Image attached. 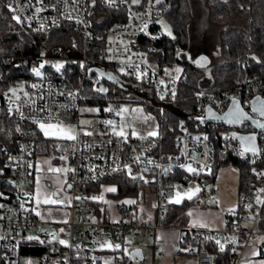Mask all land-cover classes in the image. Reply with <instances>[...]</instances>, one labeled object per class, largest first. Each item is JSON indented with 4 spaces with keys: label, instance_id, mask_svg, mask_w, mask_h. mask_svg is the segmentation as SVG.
Masks as SVG:
<instances>
[{
    "label": "built area",
    "instance_id": "2783aa9c",
    "mask_svg": "<svg viewBox=\"0 0 264 264\" xmlns=\"http://www.w3.org/2000/svg\"><path fill=\"white\" fill-rule=\"evenodd\" d=\"M8 3L19 10L23 23L18 24L22 27L44 30L70 23L79 33L80 44L77 45L73 39L72 44L79 51L77 54H63L61 48L52 50L44 43L38 45L36 52L22 54L18 58L0 50V114L5 113L15 121L13 147L1 149L4 162L0 166V193H3L0 196V205H3L0 207V226L3 229L0 261L3 264H17L19 235L27 231L44 241L38 243L33 240L41 249L42 264H104L106 254L111 255V264H133L139 258L130 251L119 253L117 249L97 246L100 241L111 240L120 242L123 247L128 236L150 239L157 249L160 244L158 231L165 227L163 219L174 184L195 181L206 192L204 178L214 157L213 140L206 129L218 131L222 144L234 155L250 164H262L255 171L256 190L264 188V175H257L264 173V129L246 121L239 127L229 128L222 123L208 122L205 118L206 107L222 114L233 98H238L245 112L264 121L252 111L251 103L256 95L264 98V79L253 75H247L242 81L221 90L200 89L197 92V127L202 130L192 131L186 122L181 121L173 151L160 157L154 155V137L127 136L125 139L116 135L113 126L106 124L105 120L95 131H78L75 141L42 135L46 141L36 142L35 133H40V122L79 127L81 107L88 98L86 89L97 90L104 85L102 76L89 72L91 67L107 71L111 77L123 78L131 84L142 83L156 95L171 91L179 83L180 75L176 77L174 71H167L171 68L159 64L155 55L163 37L157 23L166 11L164 5L157 4L156 0H139L137 4H133L132 0H43L42 4L39 0H8ZM101 6L118 10L113 15L114 22H105L107 17L98 12ZM37 7L45 10L37 14ZM41 25L44 27L41 28ZM42 62H46L41 69L43 75L37 77L32 68L39 67ZM58 63L64 65L59 71L54 67ZM111 109V112L102 110L100 116L115 122L117 108L112 106ZM199 117H203V121ZM231 130L255 134L257 153L240 154L239 143L232 138ZM85 132H92V135H85ZM38 150L56 158L66 157L69 164L70 217L66 222L65 235L57 237L66 240V245L58 243V239L54 240L48 230L37 228L40 216L36 212L41 213L42 206H37L32 193L33 161ZM126 166L131 167V174ZM187 166L196 171H188ZM120 172L139 178L145 188H138L134 196L140 201L148 200L153 211L150 217L127 220L129 205L126 203L118 205L123 215L118 221L96 216L91 199L94 192L88 189V185ZM206 197H210L208 193L200 200L204 201ZM249 203L248 195L242 193L235 212L222 210L225 226L221 230H188V241L182 245L184 250L179 246L174 249V255H195L194 264H239L242 249L264 235L257 218L251 226L241 223L246 218L243 210ZM217 240L228 248L227 258L219 262L208 249ZM158 255L163 256L164 251L159 250Z\"/></svg>",
    "mask_w": 264,
    "mask_h": 264
},
{
    "label": "trees",
    "instance_id": "16d2710c",
    "mask_svg": "<svg viewBox=\"0 0 264 264\" xmlns=\"http://www.w3.org/2000/svg\"><path fill=\"white\" fill-rule=\"evenodd\" d=\"M202 2L205 6L203 19L218 27L217 45L213 56L204 51L194 52L190 47V40L191 42L193 40L194 0H162L161 2L166 11L157 23L163 37L156 47L155 55L161 65L182 66L180 81L171 91L156 95L142 83L131 84L130 81L120 77L116 78L118 81L103 80L107 92L102 93L89 87L86 89L88 97L86 103L114 100L118 103L141 104L147 114L154 116L158 124V135L153 136L156 140L154 155L157 157L173 151L181 121L186 122L192 131L202 130L197 127V92L200 89L221 90L242 81L247 75L264 79V0H202ZM7 5L8 0H0V50L3 49L7 55L18 58L22 54L36 52L40 43H44L52 50L61 48L63 54L79 52L72 44L73 39L77 41V45L80 44L79 33L72 24L63 23L58 27L44 30L24 28L13 19ZM98 12L107 17L106 23H112L115 21L113 15L118 10L101 6ZM235 19L245 23L246 32L242 31V25L234 21ZM164 24L168 25L171 35L165 31ZM201 53L206 54L210 59L207 66L199 67L194 63V58ZM87 84L89 85L90 81ZM161 96L164 99H161ZM14 129L15 121L5 113L0 114V166L4 162L1 149L14 145ZM206 132L213 140L214 157L204 182L213 184L220 167L234 165L239 172V195L254 192L258 185L255 171L262 167V164H250L234 155L231 149L222 144L218 131L212 132L206 129ZM35 141L42 143L46 139L36 132ZM39 152L41 150L37 151ZM102 182L116 184V191L111 194L115 198L133 195L142 185L138 177L120 172L91 183L88 189L96 192ZM188 203V201H183L181 204L169 202L163 220L165 225L170 224L180 228V246L188 241L189 232L184 228L187 215L183 212ZM93 206L96 216L99 217L102 207L97 203ZM260 216L264 217V204L260 208ZM220 244L224 245L225 251H220ZM220 244L214 241L208 246L218 262L225 260L228 253L227 245L221 241ZM261 249H264V242L260 245ZM40 254V247L33 241L21 240L18 246L17 264H26L29 260L33 264H38L36 261ZM263 255L264 252L261 253V257ZM0 264L3 263L0 261Z\"/></svg>",
    "mask_w": 264,
    "mask_h": 264
},
{
    "label": "crops",
    "instance_id": "0c3cea01",
    "mask_svg": "<svg viewBox=\"0 0 264 264\" xmlns=\"http://www.w3.org/2000/svg\"><path fill=\"white\" fill-rule=\"evenodd\" d=\"M134 112L137 116L141 117V124L138 126H135L133 128H127L124 127V131L126 133V136L128 137H149V132L156 131L158 132V124L154 116L147 114L141 104H133ZM139 109L140 111H136ZM84 115V114H83ZM150 117V119H148ZM118 122V115L116 117V121L114 123ZM63 126H71L76 129V131H95L97 128H88L84 126L77 127L72 124H62ZM40 133L44 137L43 132L40 130V127L38 126ZM120 128L117 126L115 127V131H119ZM135 131L137 134L134 136L132 135V132ZM153 137V136H152ZM49 138H55V137H49ZM47 153L45 152H39L36 153L34 156L33 161V193L32 198L36 202L37 195L40 196L41 199H43V196L45 194L50 195L53 192H56L57 195L55 197H52L53 199H58L63 201L59 204H43L40 203L42 206L41 210V216H40V222L37 226L38 229H45L48 230L52 235L53 233L56 234V237H63L65 235L66 231V222L69 220L70 213H69V203H70V194L68 192V180H67V172L69 170V164L66 162L65 159L62 158H56L52 156V163L60 164V162H64L67 166L66 172L64 174H60L57 172H49L45 171L41 165L36 164V158L40 156H44ZM226 167V166H225ZM224 167V168H225ZM224 168L219 170V173L216 175L214 183L213 184H207L209 188L206 189V192L209 194V198L206 197L204 201L200 200L201 196L207 195L205 192V188H202L199 183L195 181H190L187 183H175L173 186V190L170 193L169 201L175 203V199L177 198L176 194L177 192H180L181 194L188 192L189 190H192L193 192L197 187L200 188V191L198 193H195L193 195L192 199H187L185 196L182 199L183 201H188V205L183 209V212L187 215V222L185 224L186 230H191L193 228H207L211 230H221L225 226V219L222 214V210H225L224 208H227L228 206H220L218 205V200L216 199V194L214 192V185L219 180L225 182L230 177L228 176V172L231 171L232 178L235 181L234 183H230L234 187L236 186L238 191V178H239V172L237 167L234 166V169L231 168V170H227V172L223 173ZM228 169V168H227ZM227 174V176H226ZM37 180H39V184H37ZM264 186V181H263ZM107 187H115V184L111 183H101L99 184L98 191L91 194L92 197H99L103 196V200H94L93 204L97 203L102 208H100V218H103L104 220L108 221H118L123 218V215L119 211V204L126 203V201H135V203H126L129 206V212L127 216L125 217L127 220L130 218H137L142 219L145 217H150L153 214V211L151 207L148 205V200H137L136 197L133 195H125L119 198H109L105 197L109 194H113L115 192H103L100 193V188H107ZM62 189V190H61ZM149 194H147L148 196ZM240 196V195H239ZM108 198V199H107ZM108 205L112 206V209L118 213V217L115 218H108V206H106V202ZM210 201V202H209ZM239 201V199H238ZM181 202V203H182ZM179 203V204H181ZM220 203V202H219ZM224 202L221 200V204ZM131 205V206H130ZM250 206V207H249ZM253 207V203L250 201L249 205L247 206V209H251ZM247 210H243L244 215L246 218L241 221L242 224L251 226L254 223V220L258 219V226L260 228H263L264 230V217L262 218L258 214H260V210L257 214L252 216L251 219H249V215H247ZM191 213V215H189ZM164 220V219H163ZM66 221V222H65ZM164 224V223H163ZM165 225V224H164ZM1 227V226H0ZM63 229V231H61ZM31 236V232L27 231L25 234H20V240H27V237ZM181 237V230L179 227H174L170 224L165 225V227L160 228L158 231V241L160 242L158 248H154L152 241L150 239H143L147 240V245L153 249L154 253L157 254L158 257L161 258L160 264H175V255L173 253L175 249V245H179V240ZM134 238V237H133ZM141 239V238H139ZM1 240V239H0ZM264 240V235H261L259 239L251 243L250 245H247L245 248L242 249V256L239 264H246V261H250L251 264H259V261L263 259L260 256H253L252 252L254 250H260V245L262 241ZM111 241V240H110ZM112 242V241H111ZM105 249L111 250L112 248L104 247ZM134 248H140V247H134ZM141 249V248H140ZM142 250V249H141ZM163 250L164 255L159 256L158 251ZM143 254V252H142ZM144 258V255L142 259ZM38 264H42L40 261V256L38 257L37 261ZM104 264H111V255L106 254L104 256Z\"/></svg>",
    "mask_w": 264,
    "mask_h": 264
},
{
    "label": "rangeland",
    "instance_id": "374dc122",
    "mask_svg": "<svg viewBox=\"0 0 264 264\" xmlns=\"http://www.w3.org/2000/svg\"><path fill=\"white\" fill-rule=\"evenodd\" d=\"M205 10V6L202 2V0H194L193 4V12H194V22H193V36H192V42L190 40L191 46L194 50V52H200L204 51L208 55L213 56V53L216 49L217 45V29L218 27L208 23L207 19H203V13ZM238 24L240 21L238 19H235ZM242 25L241 29L242 31L246 32L245 28V23L242 21L240 23ZM171 69H167V71H174L175 76L178 77L181 73H177L175 69L180 68L182 70V66L179 64H175L174 66H169ZM112 106H115L117 108V112H119L123 108L129 109L128 112L123 113L122 115H118V122L114 123L115 127L117 126L120 128L121 125L127 128H133L135 126H138L141 124V117L137 116L134 112L133 108V103H128V102H121L118 103L114 100H109L108 102H96V103H85L81 107L82 115L79 119V125L88 127V128H97L99 127L100 123L105 120L102 116H100L102 110L107 111L108 108H111ZM86 109H100L98 112H93V111H86ZM84 114V115H83ZM83 121H88L89 123L84 124L82 123ZM52 155L51 154H46L44 156H40L36 158V164L41 165V167L45 171H49V168H59V169H64L65 171L57 172L60 174H64L66 172L67 166L65 165L64 162H60V164H53L52 161ZM225 166L220 167L219 170L223 169ZM228 168V169H227ZM231 168L234 169V165H227L224 170V172H227V170H231ZM219 170L217 171V174L219 173ZM51 172V171H49ZM231 171L228 172V176L230 177L227 179L225 182L223 181H217L216 184L214 185V192L216 194V199L218 200V205L220 206H228L227 208H224L225 210H232L231 212H235L238 208V199H239V191H237L236 186L234 187L230 183H234L235 181L232 178V173ZM216 174V175H217ZM227 176V174H226ZM109 188V187H107ZM139 188H145L143 185ZM105 191L104 188H100V193H103ZM105 197H109L110 199L113 198L112 195H108ZM249 200L253 203V207L251 209H247V215H249V219L252 218L255 214H257L263 204H258L257 203V198L264 200V192H261L260 190H254V192H249L248 194ZM108 199V198H107ZM221 200L224 202L221 204ZM220 202V203H219ZM106 206H108V218H117L118 213L115 212L112 209L111 205H108L106 203ZM3 235V229L0 227V239L2 238ZM110 242L113 245L115 244H120V242H111L110 240H103L100 241L97 246L99 248H104L106 247L105 242ZM1 243V240H0ZM147 240L139 239V238H133V237H126L125 239V244L123 247H120L118 252L120 253H128L131 248L134 247H140L142 249L144 258L143 259H135L133 264H160L161 258L157 256L156 253H154L153 249L150 248L147 245ZM180 245H175V249L179 248ZM182 250H184V246L180 247ZM113 249V248H112ZM263 258V257H262ZM264 259V258H263ZM195 263V255L192 254H176L175 255V264H194Z\"/></svg>",
    "mask_w": 264,
    "mask_h": 264
},
{
    "label": "snow or ice",
    "instance_id": "6c2138e0",
    "mask_svg": "<svg viewBox=\"0 0 264 264\" xmlns=\"http://www.w3.org/2000/svg\"><path fill=\"white\" fill-rule=\"evenodd\" d=\"M39 2L42 4L43 0H39ZM161 2H162V0H156L157 4H160ZM132 3L133 4H137V3H139V0H132ZM7 7L14 13L13 19L17 23H23V20L21 19V15L18 14L19 10L14 8L12 3H8ZM44 10L45 9H43L41 7H37L35 9V12L38 14L41 11H44ZM161 23H163V22L161 21ZM43 27L44 26L41 25V28H43ZM145 27H147V26L145 25ZM164 28H165V31H167L168 34L171 35V31H170V29H169L167 24H164ZM45 63L46 62H42V63H40L39 67H33L32 68V72L37 77H41L43 75V73L41 72V69L44 68V64ZM196 63L203 67L207 63V57L201 56L199 58V60L196 61ZM54 67L57 69V71H59L61 68L64 67V65L58 63V64H55ZM175 71L177 73H179L182 70L180 68H177V69H175ZM101 75H104V74L101 73ZM109 78L111 79L112 77H109ZM33 87H35V85H33ZM11 91L13 92V94H15V90L14 89H12ZM97 91L107 92V89L100 88V89H97ZM160 98L164 99L163 96H161ZM86 111L98 112V111H100V109H86ZM107 111L111 112V111H113V109L108 108ZM128 111H129V109L123 108L119 112H117L116 115H122L123 113H126ZM136 111H140V110L137 109ZM252 111L258 113L260 117H264V99H261L260 97H257L256 101L253 102ZM208 116L211 117V118H217V117H215V114L212 112L211 108L208 109ZM225 118L228 120L229 123H243V121H245V120L252 119V117L249 116V114L244 111V109L240 106L239 102L235 98H233V107L229 110V112H227L225 114ZM148 119H150V117ZM198 119L203 121L204 118L203 117H199ZM82 123L87 124L89 122L88 121H83ZM105 123L108 124V125H112L113 126V130H114L116 135L127 139V136H126V133L124 131V126L123 125L120 126V130L119 131H115V125H114V122L112 120L105 121ZM255 123H256V126L258 128L264 129V123L260 122L259 120L255 121ZM39 127H40V130L43 132V134L45 136L55 137V138L64 139V140H68V141L77 140L78 133H77L76 129L71 127V126H67L66 127V126H63L60 123H44V122H40L39 123ZM17 131H19V128H17ZM84 134L90 136V135H92V132H85ZM136 134L137 133L135 131L132 132V135L135 136ZM148 135L156 136V135H158V133L156 131H151V132L148 133ZM232 138L236 139L237 137L234 134ZM196 139L199 140L200 137H196ZM205 139H207V137H205ZM238 139L241 141L242 144L245 145L244 151L252 152L254 154L257 152L256 136L255 135L241 136V137H238ZM61 158L62 159H66V157H61ZM137 159H139V158L137 157ZM126 167L128 168L129 174H131V167L130 166H126ZM187 167H188V171H190V172H195L196 171L195 169L191 168L190 166H187ZM49 171H51V172H61V171H65V170L64 169H59V168H49ZM0 174H2V170H0ZM257 175H264V173H257ZM37 184H39V180H37ZM69 187H70V185H69ZM105 191L106 192H115L116 188L115 187L105 188ZM199 191H200V188L197 187L194 192L192 190H189L188 192H185L183 194H181L180 192H177V194H176L177 198L175 199V203H177V204L181 203L182 199L185 196L187 197V199H192L193 195H195V193H198ZM260 191L264 192V188L260 189ZM2 195H3V193H0V196H2ZM56 195H57L56 192H53L50 195L45 194L43 196V199H41L40 196L37 195V197H36L37 206H39L40 203H43V204H59V203H62L63 201L52 198V197H55ZM77 199H79V197ZM92 199H94V200H103L104 197L103 196L92 197ZM105 202L107 203V201H105ZM126 203H135V201H126ZM257 203L258 204H264V200H261V199L257 198ZM21 206H23V205H21ZM0 207H3V205H0ZM230 211H232V210L230 209ZM36 215L37 216H41V213L39 211H37ZM189 215H191V213H189ZM61 231H63V229H61ZM53 239L54 240L58 239L56 237L55 233H53ZM27 240L28 241L35 240L38 243H44V241L40 240V238L36 237V236H28ZM262 242H264V241H262ZM58 243L66 245L68 242L66 240H63V239H58ZM216 243L220 244V241L217 240ZM105 244H106L107 247L113 248V249H119L121 247L119 244L113 245L112 243L107 242V241L105 242ZM220 251L221 252L225 251V248H224L223 244H220ZM233 251H234V249H233ZM262 252H264V249L254 250L252 252V255L253 256H260ZM136 255H139V250H137ZM26 264H33V262L31 260H29V261L26 262ZM246 264H251V262L250 261H246ZM259 264H264V259H261L259 261Z\"/></svg>",
    "mask_w": 264,
    "mask_h": 264
},
{
    "label": "water",
    "instance_id": "95a60500",
    "mask_svg": "<svg viewBox=\"0 0 264 264\" xmlns=\"http://www.w3.org/2000/svg\"><path fill=\"white\" fill-rule=\"evenodd\" d=\"M201 56L207 57V63L204 65V66H207V65L210 63V59H209V57H208L206 54H203V53L197 55V56L194 58V63H195L197 66L202 67V66H200L199 64L196 63V61L199 60V58H200ZM204 66H203V67H204ZM89 72H97V73H98L100 76H102V78H104V79H108V80H114V79H115V81H118V79L113 78V77L110 79L109 77H111V75H110L107 71H103V70H101V69H99V68H97V67H91V68H89ZM101 73H103L104 75H101ZM101 88H105V86L103 85ZM102 93H104V92H102ZM257 97H260V96L256 95V96H254V97L252 98V100H251L252 106H253V102L256 101V98H257ZM260 98H261V99H264V98H262V97H260ZM235 99L239 102V104H240V106H241V102H240V100H239L238 98H235ZM232 107H233V100H232V102L230 103L229 107L226 109V111H225L224 113H222V114L217 113L215 110H213V109H212L211 107H209V106L206 107V110H205V118H206V121H208V122H213V123H222V124H225V125H226L227 127H229V128H236V127H239L240 123H229L228 120L225 118V114H226L227 112H229V110H230ZM241 107H242V106H241ZM209 108H211L212 112L215 114V117H217V118H211V117L208 116V109H209ZM255 113H256V112H255ZM257 114H258V113H257ZM258 115H259V114H258ZM249 116H250V115H249ZM251 117H252V116H251ZM263 118H264V117H263ZM257 120H258V119L252 117V119H250V120H245V121H246V122H253V123H255V121H257ZM260 122L264 123V121H260ZM255 124H256V123H255ZM230 134H231L232 136L235 134V136L237 137L236 140H237L238 143H239V153H240V154H242V155L254 154V153H252V152H246V151H244L245 145L241 143V141L238 139V137H241V136H248V135H255V134H241V133H239V132H236L235 130H231V131H230ZM256 147H257V151H258L257 139H256ZM256 153H257V152H256ZM256 153H255V154H256ZM206 188H209V186H207ZM209 202H210V201H209ZM137 250H139V255H136ZM130 253L133 254L135 257H137V258H139V259H142V257H143L142 250H141L140 248H133V249L130 250Z\"/></svg>",
    "mask_w": 264,
    "mask_h": 264
}]
</instances>
